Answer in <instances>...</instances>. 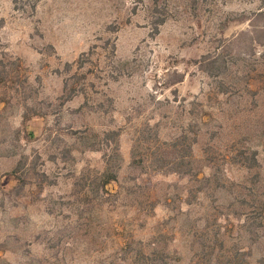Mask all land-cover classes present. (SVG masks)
I'll use <instances>...</instances> for the list:
<instances>
[{
	"label": "rangeland",
	"instance_id": "rangeland-1",
	"mask_svg": "<svg viewBox=\"0 0 264 264\" xmlns=\"http://www.w3.org/2000/svg\"><path fill=\"white\" fill-rule=\"evenodd\" d=\"M262 4L0 0V264H264Z\"/></svg>",
	"mask_w": 264,
	"mask_h": 264
},
{
	"label": "trees",
	"instance_id": "trees-1",
	"mask_svg": "<svg viewBox=\"0 0 264 264\" xmlns=\"http://www.w3.org/2000/svg\"><path fill=\"white\" fill-rule=\"evenodd\" d=\"M258 16H261V17H264V0H263V4L261 5V7L259 8V10H258V12L256 13ZM242 15H243V17H241V18H238V19H242V18H244V17H247L246 19H247V22H248V25H249V27L251 28H249V29H246V30H243V31H241L239 34H238V36H236L235 38H236V40H240V38H241V36H249V40L251 41L254 37H252V35H253V31H255V30H252V29H256V28H258V29H262V31H264V20H263V23H261V24H255L254 23V21H253V17H251V16H249V14L248 13H242ZM164 20H165V17L163 16V18L161 17V19H159L158 20V24H161V23H163L164 22ZM251 35V36H250ZM257 43H261L260 41H258V40H256V39H254ZM252 42V41H251ZM114 52V51H113ZM219 54V53H218ZM79 62H78V65L81 67V66H83L84 65V61H81V58H80V60H78ZM1 78H0V82H2V81H4V78L2 77V76H0ZM105 135H107V132H105L104 134H103V136H105ZM139 158H136V157H134L133 156V158H132V160L134 161V162H139V160H138ZM102 177H103V181H102V183L105 185V184H107V183H109L110 181H115L116 179H117V175H116V172H114V171H109V170H105L104 172H103V174H102ZM258 264H259V262H258Z\"/></svg>",
	"mask_w": 264,
	"mask_h": 264
}]
</instances>
